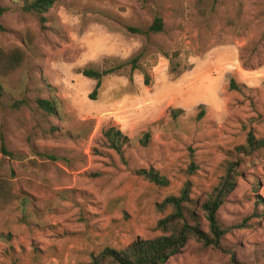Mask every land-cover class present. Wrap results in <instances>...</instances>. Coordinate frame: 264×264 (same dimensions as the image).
<instances>
[{
  "label": "rangeland",
  "instance_id": "obj_1",
  "mask_svg": "<svg viewBox=\"0 0 264 264\" xmlns=\"http://www.w3.org/2000/svg\"><path fill=\"white\" fill-rule=\"evenodd\" d=\"M31 1L0 0V48L26 54L0 78V177L20 197L0 210V264H87L152 238L168 213L158 204L186 182L203 202L248 133L264 138V0H56L43 23L24 10ZM155 18L162 32L131 31ZM84 70H111L93 99ZM109 127L130 140L125 164L100 146ZM257 156L219 211L226 226L250 220L227 237L231 256L191 242L166 264H264ZM149 168L169 185L136 175Z\"/></svg>",
  "mask_w": 264,
  "mask_h": 264
},
{
  "label": "trees",
  "instance_id": "obj_2",
  "mask_svg": "<svg viewBox=\"0 0 264 264\" xmlns=\"http://www.w3.org/2000/svg\"><path fill=\"white\" fill-rule=\"evenodd\" d=\"M55 2L56 0H32L25 4L24 10L38 15L43 23L46 21L44 16L53 8ZM163 27L162 19L155 18L146 32L136 29L131 31L149 36L162 32ZM25 59L26 54L20 48L9 50L0 48V78L15 73L21 68ZM82 74L96 81L90 95L93 99L101 87L103 77L110 75L111 70L104 72L84 70ZM230 89L240 90L234 82H230ZM3 96L4 90L0 84V99ZM36 104L45 113L55 115L54 104L51 101L39 99ZM170 113L173 118H176L180 111L171 110ZM149 140L150 135L146 133L138 143L142 147H147ZM129 143L130 140L114 127H109L102 132L101 148L112 151L123 164H125V150ZM261 152H264V138H256L252 132H249L245 142L229 153L224 175L206 194L203 202L192 198V184L186 182L177 196L167 197L157 205L159 212L168 211V213L158 220L156 236L138 239L120 250L105 248L99 254L91 256L87 264H166L191 242L195 243L200 251L211 249L231 256L232 252L226 244L227 237L237 230L250 229V220L226 226L220 221L219 211L241 177L240 169L244 165L243 161L246 159L258 161L260 157L257 155ZM191 169L190 173H194L196 168L191 166ZM136 175L158 187L169 185V180L154 168L137 170ZM19 198L13 183L9 179L0 177V210L8 209ZM198 210L201 211V215ZM203 221L206 222L205 229L202 225Z\"/></svg>",
  "mask_w": 264,
  "mask_h": 264
}]
</instances>
